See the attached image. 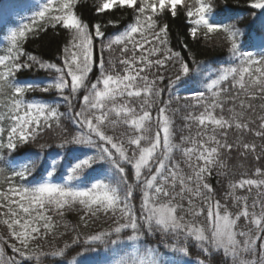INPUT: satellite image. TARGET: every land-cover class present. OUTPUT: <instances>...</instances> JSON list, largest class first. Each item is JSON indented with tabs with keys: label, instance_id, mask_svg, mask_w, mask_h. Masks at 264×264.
Segmentation results:
<instances>
[{
	"label": "snow or ice",
	"instance_id": "6c2138e0",
	"mask_svg": "<svg viewBox=\"0 0 264 264\" xmlns=\"http://www.w3.org/2000/svg\"><path fill=\"white\" fill-rule=\"evenodd\" d=\"M79 2L33 0L27 22L8 30L0 45V224L6 226L0 264H44L49 255L63 257L61 264H85L67 259L68 244L51 253L40 244L55 238L54 217L73 210L82 213L85 227L101 214L112 220L109 230L89 234L77 253L111 245L113 258L103 264H187L143 247L145 238L157 233V243L173 254L188 256L190 246L198 247L204 258L197 264H213V256L221 257L217 264H264V114H259L264 113V38L260 51L246 50L247 34L241 39L235 24L216 18L214 0H95L99 16L130 11L126 24L85 19ZM248 8L253 17L257 10L264 16V0H248ZM166 15H182L187 36L197 43L222 33L230 61L210 69L184 40L175 50L170 27L162 22ZM109 26L116 29L113 34ZM49 28L70 37L58 49V62L25 50L30 37ZM41 70L51 79H20L26 71ZM181 88L187 90L184 97L177 94ZM180 99L189 102L183 116L188 135H178L173 119L180 111L173 100ZM55 131L60 160L43 171L39 153L25 163L6 159ZM230 131L237 142L229 140ZM247 135L262 143L247 142ZM39 148L43 152L53 144ZM69 151L74 154L65 165L61 160ZM229 153L261 164L251 175L229 179L225 196L215 198L212 181L228 177L219 169ZM70 239L81 246L78 232Z\"/></svg>",
	"mask_w": 264,
	"mask_h": 264
},
{
	"label": "trees",
	"instance_id": "16d2710c",
	"mask_svg": "<svg viewBox=\"0 0 264 264\" xmlns=\"http://www.w3.org/2000/svg\"><path fill=\"white\" fill-rule=\"evenodd\" d=\"M215 7L219 12L217 19H224L228 23L235 24L242 33L241 39H244L243 34H247V40H245L244 47L246 50H252L255 52L260 51L259 44L262 38H264V16H261L257 10L256 16L253 17L251 9L248 8V0H214ZM95 0H80L77 5L79 14L85 19L91 18L93 22L100 21L102 23H107L108 19H120L121 24H126L131 22L132 16L129 12L115 11V15H103L99 16L95 13L94 10ZM36 5L33 3V0H0V45L5 41L3 37L6 35L7 31L12 27H16L21 23L27 22V18L31 16L32 12L35 10ZM226 7V10H224ZM230 18V19H229ZM163 23H167L170 27L169 39L171 45L175 50H181L179 41L184 40L189 43L192 47L193 52L196 54L197 61H205L210 66V69H216L221 66H226L225 62L230 61V55L228 52V46L226 41L223 38V34H213L210 37L209 41H204L201 39L199 43L191 40L187 36V27L184 17L178 16L172 18L170 15L163 17ZM123 30V29H121ZM116 29L109 26L107 32L113 34ZM69 35L64 31H56L51 28L48 31L42 32L37 37H30L28 42L25 44V50L37 55L40 58L45 60H50L52 62H58L57 57L60 55L58 49L62 48L63 44L69 39ZM255 45V46H251ZM251 46V47H250ZM118 55V53H116ZM174 71V69H173ZM23 80H38L46 81L50 80L51 76L44 71H31L25 72V74L20 77ZM227 86V85H226ZM238 87V86H237ZM184 88L178 89L177 94L181 97L184 95L180 94ZM235 91V90H234ZM29 97L40 98L43 96H52L53 93L40 94V93H29ZM167 95L164 96V99H167ZM189 103L184 99L179 101L173 100V108L180 109L173 116V119L176 124V129L178 135H188L189 132L187 129H184L183 116L186 114L184 111V105ZM254 103L257 105L261 101L257 100ZM61 111H64V108H61ZM264 114V113H259ZM196 131L195 125L192 128V134L194 135ZM111 134V132L109 133ZM59 131L50 132L48 135L43 136L38 139L37 143L24 146L18 150L17 153L13 156H6V159L16 158L21 163L28 161L29 157L34 158V154H40V165L39 171H43L51 165L53 159L60 160V157L57 156V150L54 149L55 143L58 142ZM247 142H254L257 145H260L262 141L259 138H255L251 135L245 137ZM229 140L231 142H237L238 137L232 131L229 132ZM177 142H179L177 140ZM53 144V148H46L41 152L39 144ZM77 146H70V148H75ZM88 151L89 154H92L91 151ZM73 152L69 151L66 153V160H61V163L67 164L68 161L72 160ZM176 159H182L180 154H176ZM226 167L224 169H219V171H226L229 175L228 177L219 176L213 178V184L217 190L218 195L215 198L224 197L227 189V182L229 179L238 178L242 173H247L251 175L255 167H259L261 162L255 161L251 156L247 159L241 158L238 155L229 153L222 157ZM184 167L183 164H181ZM107 167V166H106ZM185 171L187 169L185 168ZM217 181L223 182V184L218 183ZM240 195L247 194L246 192H238ZM255 193H253L254 195ZM139 196V193H137ZM137 207L139 206V200L135 201ZM82 213L78 210H73L66 212L63 217H54L58 224V229L55 235V238H48L40 242L41 247L51 253L57 248H62L65 244L70 245V248L67 250V259L70 261L73 257H76L77 261L84 260L85 264H103L105 260L113 258V253L111 251V245L100 244L97 246L98 250L95 252H87L83 256L77 255V253L83 251V240L89 235L94 234L100 230H109L112 226V220L109 217H104L102 214L99 219L89 220L88 225L85 227L79 221V216ZM201 224H206L205 217L201 216L199 218ZM67 225V227H65ZM76 226L77 231H73V227ZM6 226L0 224V236H5ZM77 232L80 236L81 246L77 247L76 245L71 244V238H75ZM63 233V235H61ZM115 238V237H113ZM160 240V235L157 233L155 236L146 237L143 241V247H155L158 248L159 252L163 256L172 261H185L187 264H197L198 259H203V256H198L197 253L200 251L198 247L190 246V254L188 256H183L182 254H173L168 249H166L163 244H158L157 241ZM6 254L11 255V249L6 248ZM121 254H127L129 257L135 258L130 249H122ZM117 259L119 256L116 257ZM44 259V264H61V261L64 260L63 257L53 258L52 256H47ZM221 260L220 256H213V264H217Z\"/></svg>",
	"mask_w": 264,
	"mask_h": 264
},
{
	"label": "rangeland",
	"instance_id": "374dc122",
	"mask_svg": "<svg viewBox=\"0 0 264 264\" xmlns=\"http://www.w3.org/2000/svg\"><path fill=\"white\" fill-rule=\"evenodd\" d=\"M180 94H182V95H187V90L186 89H184V90H182L181 92H180Z\"/></svg>",
	"mask_w": 264,
	"mask_h": 264
}]
</instances>
